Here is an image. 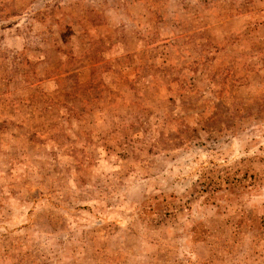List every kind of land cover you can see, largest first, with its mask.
Instances as JSON below:
<instances>
[{
  "label": "rangeland",
  "instance_id": "obj_1",
  "mask_svg": "<svg viewBox=\"0 0 264 264\" xmlns=\"http://www.w3.org/2000/svg\"><path fill=\"white\" fill-rule=\"evenodd\" d=\"M0 264H264V0H0Z\"/></svg>",
  "mask_w": 264,
  "mask_h": 264
}]
</instances>
